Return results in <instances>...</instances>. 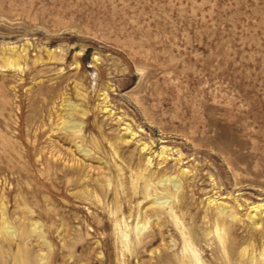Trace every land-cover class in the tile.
<instances>
[{
    "label": "rangeland",
    "instance_id": "374dc122",
    "mask_svg": "<svg viewBox=\"0 0 264 264\" xmlns=\"http://www.w3.org/2000/svg\"><path fill=\"white\" fill-rule=\"evenodd\" d=\"M196 257L264 264V0H0V264Z\"/></svg>",
    "mask_w": 264,
    "mask_h": 264
},
{
    "label": "bare ground",
    "instance_id": "6f19581e",
    "mask_svg": "<svg viewBox=\"0 0 264 264\" xmlns=\"http://www.w3.org/2000/svg\"><path fill=\"white\" fill-rule=\"evenodd\" d=\"M216 232L218 233L219 237H220V240L222 241L223 243V246L226 247L228 246L227 245V240H226V236L224 235V233H222L218 228H216ZM195 263L196 264H203L202 262H200V259L199 258H195Z\"/></svg>",
    "mask_w": 264,
    "mask_h": 264
}]
</instances>
